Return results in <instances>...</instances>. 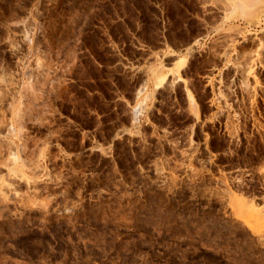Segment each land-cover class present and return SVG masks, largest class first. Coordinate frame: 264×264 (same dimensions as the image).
Masks as SVG:
<instances>
[{
	"label": "rangeland",
	"instance_id": "1",
	"mask_svg": "<svg viewBox=\"0 0 264 264\" xmlns=\"http://www.w3.org/2000/svg\"><path fill=\"white\" fill-rule=\"evenodd\" d=\"M0 264H264V0H0Z\"/></svg>",
	"mask_w": 264,
	"mask_h": 264
},
{
	"label": "bare ground",
	"instance_id": "2",
	"mask_svg": "<svg viewBox=\"0 0 264 264\" xmlns=\"http://www.w3.org/2000/svg\"><path fill=\"white\" fill-rule=\"evenodd\" d=\"M246 5H247V4H246ZM244 7H245V6H244ZM245 8H247V6H246ZM243 9H244V8H243ZM245 11H246V10H245ZM10 152H11V151H10ZM10 152H9V153H10ZM11 157L13 158L14 156H11ZM14 158H15V157H14Z\"/></svg>",
	"mask_w": 264,
	"mask_h": 264
}]
</instances>
